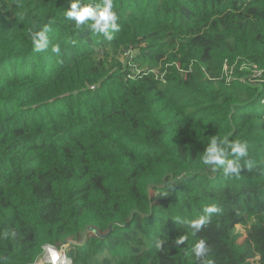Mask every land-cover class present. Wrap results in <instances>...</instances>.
I'll list each match as a JSON object with an SVG mask.
<instances>
[{
  "label": "trees",
  "instance_id": "trees-1",
  "mask_svg": "<svg viewBox=\"0 0 264 264\" xmlns=\"http://www.w3.org/2000/svg\"><path fill=\"white\" fill-rule=\"evenodd\" d=\"M71 2L0 0V264L66 243L72 264H200V240L264 264V0H113L111 41ZM212 136L246 144L239 173L202 162Z\"/></svg>",
  "mask_w": 264,
  "mask_h": 264
},
{
  "label": "clouds",
  "instance_id": "clouds-1",
  "mask_svg": "<svg viewBox=\"0 0 264 264\" xmlns=\"http://www.w3.org/2000/svg\"><path fill=\"white\" fill-rule=\"evenodd\" d=\"M65 18L74 21L77 26L85 25L88 22V28L95 33H102L108 41L113 39V33L121 30V26L118 23L119 17L113 10V0H101L100 3H95L94 5L85 3L81 5L80 0H72L69 9L65 11ZM50 24L51 21L44 24L39 31H30V37L34 46L33 50L35 52H43L49 48L50 40L48 32L50 31ZM51 50L58 54L60 52L59 45H53ZM218 140L226 147L218 148ZM228 155L235 156L237 160L247 156L246 144L239 141H229L227 137L220 139L217 136H212L203 152L202 162L210 166L213 171H216L217 167L223 166L222 169L225 176L239 173L241 171L240 166L232 160L225 159ZM218 211L219 208L215 205L206 207L203 215L189 222V227L195 231H199L208 223L211 214ZM184 240L185 238L178 239L176 241L177 245L183 244ZM157 247H160V242H157ZM192 251L200 264H208L205 257L209 249L206 248L204 240L196 243ZM53 256L55 257L56 254L53 253ZM66 258L70 259L67 256Z\"/></svg>",
  "mask_w": 264,
  "mask_h": 264
},
{
  "label": "built area",
  "instance_id": "built-area-1",
  "mask_svg": "<svg viewBox=\"0 0 264 264\" xmlns=\"http://www.w3.org/2000/svg\"><path fill=\"white\" fill-rule=\"evenodd\" d=\"M224 70L228 71V68H227L226 65L224 67ZM251 70H252L253 76L256 79H258V78H260L262 76V71H260L256 67V65H252L251 66ZM229 75H230V72H229ZM160 77H162V75ZM257 81H260V80H257ZM260 83L264 84V82H262V81ZM262 103H264V99L262 100ZM43 251H44V254H45L44 258H43V263L44 264H71L70 259L66 258L65 253L62 250H57V249H55L54 247H51V246H44L43 247ZM53 253H55L56 256L54 257V260L51 261V254H53Z\"/></svg>",
  "mask_w": 264,
  "mask_h": 264
},
{
  "label": "rangeland",
  "instance_id": "rangeland-1",
  "mask_svg": "<svg viewBox=\"0 0 264 264\" xmlns=\"http://www.w3.org/2000/svg\"><path fill=\"white\" fill-rule=\"evenodd\" d=\"M125 54L127 55L128 53H125ZM234 227H235V230H236L237 232L243 234V238H242V240H244V239H245V231H244V229H243L241 226H239V225H235ZM65 247H67V243L64 244V245H62L61 249H62V248H65ZM61 249H60V250H61ZM44 255H45V254H44V251H43V254L41 255V257L39 258V260H38L35 264H40V262L43 261ZM43 264H44V263H43Z\"/></svg>",
  "mask_w": 264,
  "mask_h": 264
},
{
  "label": "bare ground",
  "instance_id": "bare-ground-1",
  "mask_svg": "<svg viewBox=\"0 0 264 264\" xmlns=\"http://www.w3.org/2000/svg\"><path fill=\"white\" fill-rule=\"evenodd\" d=\"M49 253H50V252H49ZM49 253H48V254H49ZM48 254H47V255H48ZM52 260H54V256H53V254H51V261H52ZM40 264H43V261H41Z\"/></svg>",
  "mask_w": 264,
  "mask_h": 264
},
{
  "label": "water",
  "instance_id": "water-1",
  "mask_svg": "<svg viewBox=\"0 0 264 264\" xmlns=\"http://www.w3.org/2000/svg\"><path fill=\"white\" fill-rule=\"evenodd\" d=\"M62 251H64V248H62Z\"/></svg>",
  "mask_w": 264,
  "mask_h": 264
}]
</instances>
